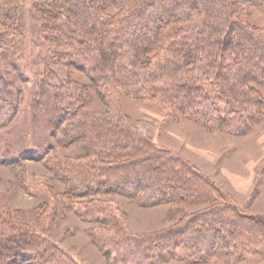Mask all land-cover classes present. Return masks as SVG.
<instances>
[{
  "label": "trees",
  "instance_id": "1",
  "mask_svg": "<svg viewBox=\"0 0 264 264\" xmlns=\"http://www.w3.org/2000/svg\"><path fill=\"white\" fill-rule=\"evenodd\" d=\"M31 1L38 27L27 36L20 22L23 0H0V131L20 104L4 64L27 58L43 101L55 113L49 132L60 145L82 152L47 159V169L64 189L57 192L35 180L33 195L43 201L37 220L52 226L77 206L87 222L100 224L102 248L131 249L140 255L134 264L177 253L182 259H207L258 248L264 222H253L224 203L211 180L125 116L112 119L85 107L91 90L106 110L117 104L121 91L210 132L248 133L264 120L259 92L264 89V29L242 18L249 8L264 11V0ZM165 54L172 56L170 62H162ZM83 62L89 85L71 78L72 69H84ZM108 193H122L145 207L169 204L181 217L167 229L132 236L115 210L94 197ZM49 197H54L51 204ZM186 208L197 209L185 213ZM0 264L75 263L0 205Z\"/></svg>",
  "mask_w": 264,
  "mask_h": 264
},
{
  "label": "rangeland",
  "instance_id": "2",
  "mask_svg": "<svg viewBox=\"0 0 264 264\" xmlns=\"http://www.w3.org/2000/svg\"><path fill=\"white\" fill-rule=\"evenodd\" d=\"M22 6L20 22L28 36L38 25L33 19L32 1L23 0ZM242 19L264 29L262 10L249 8L246 18ZM170 58L171 55L165 54L162 62H170ZM80 66L84 69H72L71 78L89 85L88 65L83 62ZM4 68L5 76L18 90L20 104L8 128L0 131V205L48 238L75 264H134L140 255L133 250L118 248L115 251L107 245L102 248L97 238L100 224L87 222L77 206L58 217L52 226L37 220L43 201L33 195L35 180H40L57 192L64 189L63 183L47 169V159L53 156L74 158L82 152L73 145H60L49 132V124L54 126L56 122L55 113L43 101L42 91L37 87V78L29 69L27 58L13 64L6 62ZM147 71L154 69L149 67ZM259 92L264 100V89ZM44 109L46 113H43ZM85 110L106 113L112 119L125 116L134 128L161 147L181 156L211 180L224 195V203L236 208L253 222H264V120L243 135L210 132L179 116H170L160 104L132 99L121 91L117 104L106 110L104 103L91 90ZM7 130L8 133H4ZM54 191L51 192L52 196H55ZM94 197L107 202L115 210L120 224L132 236L140 237L167 229L181 217V211L174 214L169 204L145 207L122 193ZM53 200L54 197L48 198L50 204ZM196 209L186 208L183 212L192 213ZM106 232L112 240L116 238L113 231ZM151 246L154 247L153 244ZM250 247L243 252H238L239 249L229 250L227 254L212 255L207 259H182L177 253L171 258L139 264H264V242L258 248Z\"/></svg>",
  "mask_w": 264,
  "mask_h": 264
}]
</instances>
